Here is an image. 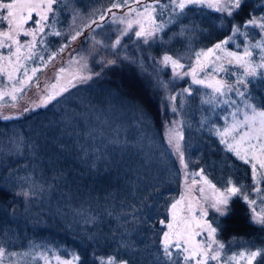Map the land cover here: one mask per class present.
Segmentation results:
<instances>
[{
	"label": "trees",
	"instance_id": "trees-1",
	"mask_svg": "<svg viewBox=\"0 0 264 264\" xmlns=\"http://www.w3.org/2000/svg\"><path fill=\"white\" fill-rule=\"evenodd\" d=\"M114 2L81 0L76 11L67 10L79 18L72 21V15H68L66 22L59 23L61 30L69 33L63 36V32L57 42H66L69 34L84 27L102 42L120 37L121 25L115 18L124 16L119 11L127 8H112ZM260 4L264 0H247L234 18L206 7L187 11L181 23L189 28L199 25V29L163 44H142V39L124 35V55L118 58L119 62L107 64L93 81L23 119H0L3 246L23 251L35 244L40 248L38 252L67 247L68 250H60L79 254L82 264H97L93 254L106 257L117 252L131 264H162L160 241L167 228L159 221H170L169 209L180 194L183 178L173 145L164 133L169 117H174L183 130L181 146L188 171L198 173L203 169L218 187L231 178L250 193L254 186L250 165L224 150L215 131V120L204 115L206 109L201 111L199 100L189 97L194 103L192 108H178L179 112L176 109L171 113L172 101L165 96L177 91L183 102L181 96H186L184 89L188 85L185 77H175L171 68L164 67L153 82L142 67L148 65L149 54L153 59L165 54L179 56L184 62L188 54L225 39L231 25L242 24L250 13L264 15ZM92 9H96L95 15L89 13ZM82 16L89 21L78 23ZM92 21H96L93 27ZM248 31L259 38V29ZM172 32H179V27L171 26L168 35ZM84 38L87 39V32ZM241 39L237 37L238 41ZM139 51L148 54L134 66L133 62L140 59ZM253 94L259 102L264 86L254 87ZM87 133H101L103 138L90 144L85 140ZM22 192L31 195H17ZM230 207V216L220 219V239L228 251L263 245L254 240L264 236V228L251 221L244 199L233 197ZM122 242L129 248H121ZM34 264L46 263L38 259Z\"/></svg>",
	"mask_w": 264,
	"mask_h": 264
},
{
	"label": "snow or ice",
	"instance_id": "snow-or-ice-1",
	"mask_svg": "<svg viewBox=\"0 0 264 264\" xmlns=\"http://www.w3.org/2000/svg\"><path fill=\"white\" fill-rule=\"evenodd\" d=\"M61 2L62 0H0V50H8L7 53L0 51V62H3L0 64V75H6L8 81L11 82L14 80V73L24 68V75L27 81L31 82L32 77L39 69L33 68L32 76H28V70L21 60L32 59L37 44L46 42L45 36L62 35L60 31L55 30L58 9L54 7ZM246 3L247 0H116L112 4V8H127V15L130 16L127 20L123 16L119 18L121 23L127 25L121 35H127L135 24L138 26V30L134 31V35L138 39H142L144 44L157 42L163 44L177 36H186L188 32H195L199 29V25H192L189 28L188 25L181 23L187 11L206 7L217 13H223L225 17L234 18V14H238ZM133 4L136 7H132ZM258 7H264V4H260ZM112 8H109L108 11L111 12ZM113 16L115 18V13ZM34 17L36 18L34 19ZM29 21L32 24L25 27ZM224 22L222 18L221 26ZM92 23L95 24L96 21H92ZM173 25L179 27V32H172L171 35H168ZM249 28L259 29L256 34L259 36L258 39L250 35ZM45 29L48 31L45 32ZM200 31H207V29H200ZM21 35L32 39L22 43L19 39ZM80 35L82 32H76L72 35L71 40H76ZM166 35L167 40H165ZM38 36L39 39H37ZM237 37L243 39L238 41ZM230 43L234 45L233 50L226 47ZM119 44L120 39H117L115 45ZM13 46H15L14 51L12 50ZM68 46L67 44L62 46L59 51H64ZM22 49H27L28 54L22 55ZM256 50H259L258 53ZM56 54L58 53H53L49 60L55 59ZM194 56V65H189V71L183 73L176 71L185 67L180 62L181 57L179 56L174 58L172 55L165 54L161 63L165 66L170 65L176 75L191 76L193 84L211 89L209 98L203 100L202 103L234 107V111L229 112L232 118L231 123L223 130L216 129V134L226 152L234 154L245 165H250L253 181L258 184L260 180H264V96H261L257 102L253 88L257 85L264 86V16L257 17L250 13L249 18L242 24L233 23L231 25L230 34L225 39L214 43L211 47L195 51ZM41 59L43 58L41 57ZM47 63L48 61H45V66ZM109 63H115V61H109ZM59 72L63 73L65 69L60 68ZM201 73L203 76L200 75ZM91 78V75L73 76L67 85L59 89L56 84L51 85L52 91L38 107L47 106L52 101H57L58 97L69 92V86H76L75 82H87ZM18 83L20 87L13 84L11 90L0 91V99L10 96L15 101L16 93H23L26 87L25 80H19ZM184 92L191 95L190 88H185ZM233 96L239 97V102ZM171 99L175 100V97H171ZM11 107H15V105L13 104ZM23 111L28 112L29 109L24 108ZM172 111L175 112L176 108H173ZM0 118L9 120L13 117L5 115ZM168 132L169 144L173 143L174 137L179 138L175 143V148L186 169L188 165L183 163L184 154L179 144V140L183 139V136L176 128H170ZM31 147L35 148L36 146L31 145ZM192 175L201 177V182L210 190V195L205 194V187L198 189L200 195L196 204L200 207L197 212L191 200L186 208L183 207L186 197L182 194L180 199L171 204V220L167 223L165 220L159 221L167 228L160 241L162 264H212V262L231 264L232 261L238 259L244 260L246 264H264V246H254V250L249 248L232 255H222L226 245L220 239V233L223 231L220 219L230 216L232 198L240 196L252 205L256 201L249 200L243 186L231 178L217 187L204 174L203 169ZM193 182L196 183V181ZM17 195L29 197L31 193L22 192ZM201 201L204 203L201 204ZM209 210L213 213L211 219H208ZM251 220L254 224L264 228V211L259 213L254 211ZM200 236H203V239L197 240L196 238ZM120 247L127 249L129 245L122 242ZM28 256H31L32 260L43 259L46 264H51L47 252L33 254L9 251L3 244H0V264H5V262L7 264H22V258ZM93 256L97 264H131V261L120 255L119 252L106 257L95 254ZM52 259L57 264H82L81 256L76 253H73L71 259L67 260H61L59 256L53 254Z\"/></svg>",
	"mask_w": 264,
	"mask_h": 264
},
{
	"label": "rangeland",
	"instance_id": "rangeland-1",
	"mask_svg": "<svg viewBox=\"0 0 264 264\" xmlns=\"http://www.w3.org/2000/svg\"><path fill=\"white\" fill-rule=\"evenodd\" d=\"M80 3H81V0H68V1L62 0V2L60 4L54 6L55 8L58 9V14L56 16L55 30L60 31L61 33L64 32L63 36L68 35L69 31H62L59 23L66 22L68 15H69V17L72 15V18L70 20L76 21L79 17L76 14H73L72 11H67V10L76 11L77 5H79ZM66 4H68V8L65 7ZM70 7H71V9H69ZM119 12L123 13L124 16L123 15H116L115 20H117L120 23L121 30H123L127 27V25H126V23H121L119 18L123 16L125 18V20H127L128 18H130V16L127 15V9L126 10L122 9ZM89 13L91 15H95L96 9L89 10ZM255 16L260 17V16H264V15H255ZM74 17H75V19H74ZM35 18L36 17H34V19ZM80 20H81V18H80ZM80 20L78 21V23H80V22L84 23V22L89 21V18L82 16V21H80ZM50 21H51V14H50ZM31 24H32V22L29 21V24L25 25V27H29ZM93 26H94V24L92 25V27ZM99 28H102V26H99L98 29ZM85 30L86 29L84 27L81 30L76 31V32H82V35L78 36L76 38V40H74V41L71 40V37L76 32L71 34V36L69 34V39L66 42H62V41L57 42L56 39L58 37H61L62 35L61 36H55V35L45 36L44 39L46 42L44 44H37V47L35 49V55L32 57V59H28V60L22 59L21 60V63L28 70V76H32L31 70L33 68L39 69L36 72L35 76L32 77L31 82L27 81V78L24 75V68H21L20 71L14 73V80L11 82L8 81L6 75H0V91L11 90V87L13 84H15L16 87H20V85L18 83L19 80H25V82H26V87H25L23 93H16L17 99L15 101H13L10 96L4 97L3 99H0V117L6 115V116L13 117L12 119H15V118L23 119L24 117L29 115L30 112L46 108L55 102V101H52L47 106H39L38 107V105L41 104V101L45 99V97L49 94V92L52 91L51 85L56 84L57 88L59 89L65 85H67L68 81L72 80L73 76H89V75H91L92 78L90 80H88L87 82H75L74 81L76 86L75 87L69 86V91H71L78 86H81V85L90 83V81H93L96 77H98V75H96V73L100 74L102 72V70L105 69L107 64H112V63H109V61H115V63L119 62L118 58L123 56L124 52H125V47H124L123 42H122V38L124 35H119L120 37H118L117 39H120V44L115 45V41L117 39L112 37V40L108 41L107 39H105L104 42H102L101 40H97V39H94L92 37L90 29H88V31L87 30L85 31ZM135 30H138V26L133 24V29L130 30L128 32V34H131L132 38L138 39L134 35ZM47 31H48V29H45V32H47ZM86 32H87V39L84 38V36L86 35ZM40 35H43V34H40ZM178 37L179 36H177L175 39H177ZM19 39L23 43L25 41L31 40L32 38L21 35L19 37ZM37 39H39V36L37 37ZM141 43L143 44L142 40H141ZM66 44L69 46L66 47L64 49V51L60 52L59 49ZM226 47L229 50H233V48H234V47L232 48L230 45H227ZM12 50L13 51L15 50V46H13ZM0 51H4L5 53H7L8 50L3 49ZM53 53H58V54L55 55V59L49 60V57ZM27 54H28V50L22 49V55H27ZM147 54L148 53L144 54L143 52L139 51L138 56L140 57V59H138V60L135 57V55H133V58H135L137 60V61L133 62L134 66H137L138 63L142 61V58L144 56H146ZM41 57L43 59H41ZM147 57H148L149 63L146 62L148 65L145 68L142 67V69H144V71H145V76L150 77L153 82H154V80H158V78H159L158 73L161 72L164 69V67L171 68L170 65L165 66L161 63L162 56L153 59L154 56L149 54ZM45 61H48L47 66H45ZM100 61H103V63H101L99 65ZM194 61H195L194 53L188 54V57L184 61L185 63L180 61L182 64L185 65V67L183 69H177L176 71L180 72V73L189 71L188 66L194 65ZM2 63L3 62H0V64H2ZM159 65L163 66V68L159 67ZM60 68H64L65 72L60 73L59 72ZM200 75L203 76V73H201ZM220 75L222 76L224 74H220ZM179 76L181 78L185 77V79L187 80L188 85L186 88L191 89V95H189L188 93H185L186 96H183V97L181 96V98L183 100V102H182L181 99L180 98L178 99V97H177V95H178L177 91H175L172 94L167 93L165 98H168L169 102L172 101V107L173 108H176L177 110H178V108L181 110L183 108H186V107L192 108L194 106L193 105L194 103H192L190 101L189 97H195L197 100H199V106H200L201 111H203V107H205L206 111H205L204 115L207 116L208 118H212L215 120V131H216V129L223 130L224 127H227L231 123L232 118L229 115V112L234 111V107H230V106L224 105V104L217 105L215 103L214 104L202 103L203 100H206L209 98V94L211 93V89L205 88L203 85L193 84L191 76H184V75H176L175 74V77H179ZM57 77H59V79H57ZM67 93H64L62 96L58 97L57 100L59 98L63 97L64 95H66ZM171 97H175V100L171 99ZM233 98L239 102V97L233 96ZM13 104L15 105V107H11V105H13ZM24 108H28L29 111L24 112L23 111ZM170 111L172 113V110H170ZM178 112H179V110H178ZM216 117H218L219 121H217L218 119H216ZM0 119L3 120L2 118H0ZM92 121L97 125L96 120L92 119ZM174 122H176V123H174ZM145 126H146L145 127L146 131L148 132L147 124ZM170 128H176L179 130V132L181 134L183 133V130L180 127V123L176 119H174V117H169V122H165L166 131L164 132V133H166L167 141L169 139L168 130ZM112 134H117V133H112ZM102 138H103V136L101 133H95V134L94 133L93 134L87 133V134H85V140L90 144H94L95 140H100ZM178 139H179L178 137H174L173 143H172L174 153L176 154V157L179 160L180 167L182 168V176H183L181 191H180V194H179L177 200L180 199L181 195L183 194L186 197L185 201L183 202V207L186 208L188 202L191 200L193 203V207L198 212L199 207H200V205L196 204V200L199 199V195H200L198 192V189L200 187H205V189H206L205 194L206 195H210V190L207 189V186L203 185V183L201 182V177L199 175H197V176L192 175L193 173H197V172H190V171H188L187 168L185 169L183 167L179 153L177 152V150L175 148V143L177 142ZM179 144H180V149L184 154L183 163H186L184 149L181 146V139L179 140ZM0 165H1V161H0ZM193 181H196V183H194ZM48 194L51 195V188L48 189ZM246 194L248 195L249 200H255L256 201V203L254 205H252V204H249L246 200H244L246 202V204L249 206L250 217H252V215L254 214V211H255V213H259V212L264 211V180H260V182L258 184L254 183V186H253L251 192L250 193L246 192ZM65 197H67V195H65ZM203 203H204V201H201V204H203ZM169 211H170V220H171V218H172L171 207H170ZM212 215H213L212 211L209 210L208 219H211ZM2 237L5 238V233H3ZM196 239L197 240L203 239V236L197 237ZM259 241H262L263 245H261V246H264V236L262 238H257L254 240V242H259ZM0 244H2V243L0 242ZM254 246H256V244H253L251 246V248L254 249ZM54 248L53 247L47 248V249H52V251L41 250L40 252H38V249H40V248L35 246V244H32V245H28L26 250L23 249V251H17V252H21V253L31 252L33 254H39L42 252H47L49 259L51 260V264H57V262L54 259H52L53 254L59 256L61 258V260L71 259V256L73 253L66 254L65 251L60 250V249L68 250L67 247L60 248L59 250H57L58 248H55L56 252L53 251ZM246 249L247 248H243V249L238 250V252H230V251H228V248L226 247L224 250V253H222V255H232L235 253H239L241 251H245ZM9 251H12V250H9ZM30 258H32V257L31 256L23 257L22 258V264H34V262L36 260H32ZM18 259H20V258H18ZM5 264H7V262H5ZM212 264H216V262H212ZM231 264H246V262L244 260L238 259L237 261H232Z\"/></svg>",
	"mask_w": 264,
	"mask_h": 264
}]
</instances>
